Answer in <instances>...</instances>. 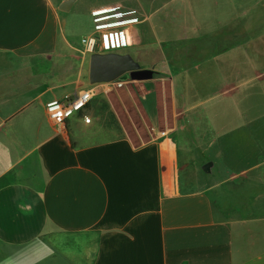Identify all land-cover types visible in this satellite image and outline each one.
<instances>
[{
	"label": "crops",
	"instance_id": "crops-1",
	"mask_svg": "<svg viewBox=\"0 0 264 264\" xmlns=\"http://www.w3.org/2000/svg\"><path fill=\"white\" fill-rule=\"evenodd\" d=\"M132 2L152 41L122 54L170 80L179 116L160 128L150 90L141 145L63 16L80 4L93 36ZM93 87L65 128L48 118ZM0 264H264V0H0Z\"/></svg>",
	"mask_w": 264,
	"mask_h": 264
},
{
	"label": "rangeland",
	"instance_id": "rangeland-1",
	"mask_svg": "<svg viewBox=\"0 0 264 264\" xmlns=\"http://www.w3.org/2000/svg\"><path fill=\"white\" fill-rule=\"evenodd\" d=\"M80 4L76 5L75 8L69 12L63 14L66 18L65 31L68 38L74 44L81 45L83 38L90 35L89 25L86 22V16L83 11L79 10ZM115 20L109 18V23H114ZM165 39L163 38L158 47L165 45ZM141 48V47H140ZM140 48H125L121 52L131 51V54L135 59L140 60L143 50ZM149 56V55H148ZM144 55L143 57H148ZM91 57V56H90ZM153 78L149 80H133L128 79L121 88H117L116 91L122 92L127 91L131 99L128 103H123L117 98V93L114 91L113 105L119 120L123 123L125 131L122 134L127 133L136 145L149 140L150 135L154 133L155 119L159 121L160 128L171 129L175 126V121L179 118L175 110L173 109L172 103V85L170 80L162 74L153 71ZM148 88V94L146 98L147 105L144 104L143 95ZM155 91L158 96L157 110L153 118L147 113V109H153L156 107V97L151 91ZM100 101L95 100L89 106V109L97 105ZM147 106V109H146ZM84 113H81L82 115ZM127 131V132H126Z\"/></svg>",
	"mask_w": 264,
	"mask_h": 264
},
{
	"label": "built area",
	"instance_id": "built-area-1",
	"mask_svg": "<svg viewBox=\"0 0 264 264\" xmlns=\"http://www.w3.org/2000/svg\"><path fill=\"white\" fill-rule=\"evenodd\" d=\"M115 22L100 30L96 35L83 38L81 43L87 55L94 54H122L125 48H132L148 44L152 41L146 15L138 3L117 5ZM111 87L121 88L125 81L105 83ZM96 89L82 90L62 100H53L46 105L48 118L58 126L66 127L69 120L83 113L93 101ZM87 125H93L94 120L88 115L83 116Z\"/></svg>",
	"mask_w": 264,
	"mask_h": 264
},
{
	"label": "water",
	"instance_id": "water-1",
	"mask_svg": "<svg viewBox=\"0 0 264 264\" xmlns=\"http://www.w3.org/2000/svg\"><path fill=\"white\" fill-rule=\"evenodd\" d=\"M70 2L64 6H68ZM63 9H66L63 7ZM154 76L152 71L142 70L141 66L129 54H94L90 58L89 80L91 85L111 83L115 81L149 80ZM208 163L203 170L209 172Z\"/></svg>",
	"mask_w": 264,
	"mask_h": 264
}]
</instances>
